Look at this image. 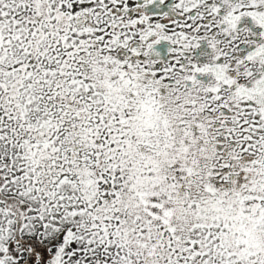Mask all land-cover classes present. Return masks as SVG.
<instances>
[{
	"label": "snow or ice",
	"instance_id": "6c2138e0",
	"mask_svg": "<svg viewBox=\"0 0 264 264\" xmlns=\"http://www.w3.org/2000/svg\"><path fill=\"white\" fill-rule=\"evenodd\" d=\"M0 264H264V0H0Z\"/></svg>",
	"mask_w": 264,
	"mask_h": 264
}]
</instances>
